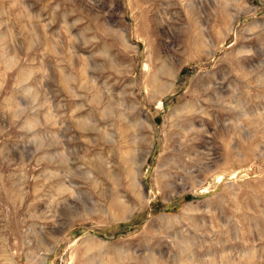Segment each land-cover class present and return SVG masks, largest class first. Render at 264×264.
<instances>
[{"label":"rangeland","instance_id":"1","mask_svg":"<svg viewBox=\"0 0 264 264\" xmlns=\"http://www.w3.org/2000/svg\"><path fill=\"white\" fill-rule=\"evenodd\" d=\"M0 264H264V0H0Z\"/></svg>","mask_w":264,"mask_h":264},{"label":"bare ground","instance_id":"2","mask_svg":"<svg viewBox=\"0 0 264 264\" xmlns=\"http://www.w3.org/2000/svg\"><path fill=\"white\" fill-rule=\"evenodd\" d=\"M142 156H144V158L146 159L148 156H149V152H147L146 153V155H145V153H143V154H141ZM129 160L131 161L132 160V158H129ZM129 177L131 178V179H133L134 177L130 174L129 175ZM133 185H136V187H140L142 184H141V182L138 180H135L134 182H133ZM140 189V188H139ZM117 199V198H116ZM117 210L119 211V214L120 215H122V214H124V213H126V211H127V206H124V205H121V206H119L118 208H117Z\"/></svg>","mask_w":264,"mask_h":264}]
</instances>
